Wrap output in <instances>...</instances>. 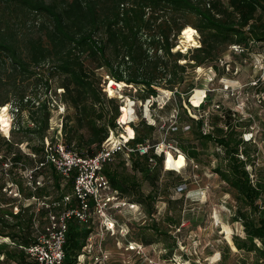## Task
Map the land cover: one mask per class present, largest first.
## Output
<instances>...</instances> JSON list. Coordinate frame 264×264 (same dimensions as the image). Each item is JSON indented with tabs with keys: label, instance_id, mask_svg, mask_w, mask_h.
I'll list each match as a JSON object with an SVG mask.
<instances>
[{
	"label": "trees",
	"instance_id": "1",
	"mask_svg": "<svg viewBox=\"0 0 264 264\" xmlns=\"http://www.w3.org/2000/svg\"><path fill=\"white\" fill-rule=\"evenodd\" d=\"M180 33L183 45H193L185 52L174 50ZM236 44L243 50L230 49ZM257 54L264 58V0H0L3 133L9 128L7 103L13 113L10 137L0 133V237L14 243L0 241V254L5 255L0 264H38L19 245L34 241L49 211L77 204L71 195L74 173L63 178L45 162L36 169L42 185H28L23 177L25 169L45 161V140L55 139L56 132L48 130L56 99L65 107L61 141L77 154L94 156L119 120L126 124V133L120 132L128 138L126 146L149 145L142 154L117 151L101 168L110 188L138 204L145 215L144 220L128 221L125 241L144 247L162 242L166 258L176 251L178 234L184 229L180 223L185 193L173 198L172 192L177 183L184 181L187 186V180L180 172L164 169V161L179 168L187 160L192 171L214 161L212 171L234 202V208L228 204L231 219L242 230L231 236L236 250L231 252L234 246L223 241L212 264H264V163L258 160L256 141L260 130L264 142V125L256 129L254 115L245 117L233 108L238 101L225 106L210 90L199 105H193L195 95L202 94L194 76L197 67L211 66L220 76L224 69L219 61L229 63L226 55L242 61ZM108 80L123 86V95L140 104L157 98L160 90L170 97L161 114L152 113L154 124L139 109L137 122L127 124V105L104 91ZM214 104L219 112L209 109ZM128 112L131 118V106ZM159 128L163 142L178 148L177 157L167 152L163 161L164 153L155 152ZM246 133L252 136L246 139ZM7 181L17 186L20 197L7 194ZM65 195L71 196L67 203ZM33 198L47 206H36ZM160 200L165 207L159 217ZM66 229L62 264H79L77 258L89 235L96 232L97 220L71 217ZM91 259L87 256L80 264H91Z\"/></svg>",
	"mask_w": 264,
	"mask_h": 264
},
{
	"label": "rangeland",
	"instance_id": "2",
	"mask_svg": "<svg viewBox=\"0 0 264 264\" xmlns=\"http://www.w3.org/2000/svg\"><path fill=\"white\" fill-rule=\"evenodd\" d=\"M181 37L182 34L180 33L177 38V45L181 46V51L185 52L187 47H193V45H190L189 43L183 45V43H181ZM194 37L196 38V40H198V34L196 31ZM176 49L177 47L174 50ZM226 60L229 63L224 64L225 62H223V60L219 61V67L223 66L224 69V72L220 76L216 75L214 69L211 66H204L203 68L197 67L194 70V76L195 79H197L202 94L203 92L205 93L207 90H210L213 94H215L214 98L219 97L222 101H224L225 106H232L233 101L234 103L235 101H238V105L235 104L233 105L234 107H232L236 110H239V112H241L245 117L251 114L254 115L256 129L258 126H263V55L257 54L253 56V58L252 56H248L242 61L232 60L230 55H226ZM61 90V88H59V90L57 89V93H60ZM124 90L125 89L123 88V86L113 83V81L112 84H110L109 80L104 88L107 96L120 98V101H122L124 105L126 104L128 106L131 99H129L128 101V97L123 95ZM224 92H226L227 94H225ZM202 94L200 97L198 94H194L196 96L195 103L200 100ZM169 95L170 94L168 91L160 90L157 98H154V100L151 99L152 101L156 102L153 108H150V105H146L144 103L140 104L138 103V101L132 103V120L130 118V113L128 112L129 115H127V120L131 121H127V124L132 121L137 122L138 109L141 111V113L144 112V116L146 115L148 120L152 122V120H154V116H152V113H155L156 115L161 114L159 110H161L160 108L169 99ZM229 95L233 96L234 100L230 99V97H228ZM52 98L56 99L53 95ZM52 102V117L50 120V128L48 130L49 134H52L53 130L59 131L62 116L61 114L65 112V107L58 101V99H56V101L52 100ZM169 102L174 103L175 101L171 99L169 100ZM55 105L56 108H54ZM6 106V117L9 124V133L13 121V113L11 110V104L7 103ZM147 106L149 109L147 108ZM209 109H213L212 111L219 112V110L215 109L214 106ZM175 113L176 112H174L173 110V114L171 115L173 116ZM22 117L24 119H27L25 112L22 113ZM163 120L165 119H162L161 123H163ZM29 124L32 125V123L30 122ZM125 125L126 124L122 122L118 125L116 131H114L116 137L117 135L118 137H126L125 134L120 133H126L127 130H125ZM0 128H3L2 125H0ZM159 129L160 130L158 131L156 136H158V140L159 142H161L163 141V133L161 131L162 128ZM0 133L7 137L6 133H3L1 129ZM9 137L10 133L8 134V138ZM261 138L262 135H260L259 130L256 135V141L258 142V146L260 148V155L258 160L260 163H264V142L261 141ZM21 148L24 151H27L26 148ZM167 151H169L173 157H177L179 155V153L174 154V152H171L167 148L163 147V151L161 152L164 153V159ZM214 163L215 162L213 161L211 162V165L209 164V166H203L199 171H192V166H189L187 160H185L184 164L179 168H170L166 165V161L164 162V169L166 167V170H169L170 168V170L172 169L173 171L180 172L187 180V187L183 192L185 194L181 208L182 219L180 223V225H182L184 229L180 231V234H178V249L176 251H174L168 258H166V249L162 242L154 243L150 246H146L145 248L142 247L141 250L129 249L127 247L129 242L125 241V232L126 228H128L126 224L130 220H144L145 215L143 211H134L129 209L127 210V208H122L121 212H115L114 214L120 223L118 227H123L124 229H120L121 231H117L112 236H104L100 240H98L97 238L95 240L96 244L98 242L110 255V257L107 258V264H194L195 262L202 264H212L215 259L219 257L218 248L224 243L223 241H227L230 245L232 244L234 246L233 241L231 240V236L235 233L241 234L242 227L239 223H236L231 219L233 210L232 207L228 204H231L233 206L234 202L231 194L227 191H224L225 183L219 181V176L212 171ZM193 167L195 168L196 165H193ZM178 184L179 183H177L176 185ZM172 193L173 198L180 197L182 194L181 192L174 193V191ZM40 204L41 200L39 203H36V206H40ZM164 207L165 205L161 200L157 202V216H161L164 211ZM188 219H190V222H188ZM0 241H3L1 237ZM3 242L7 243L6 241ZM131 242L134 243V246H136L137 242ZM231 250V252L235 251V246L234 248H232L231 246ZM230 256V258L234 257L233 254H230ZM92 263L93 260H91V264Z\"/></svg>",
	"mask_w": 264,
	"mask_h": 264
},
{
	"label": "built area",
	"instance_id": "3",
	"mask_svg": "<svg viewBox=\"0 0 264 264\" xmlns=\"http://www.w3.org/2000/svg\"><path fill=\"white\" fill-rule=\"evenodd\" d=\"M230 49L234 52L243 50V48L237 44L231 46ZM262 76H264V72H262ZM204 98L205 93L203 92L199 103L193 105H199ZM151 102V99H147L144 104L151 105ZM132 103H134V101H132ZM213 106L215 109L219 108V105L214 104ZM147 121L150 122L148 118ZM153 121L154 120L150 123L153 124ZM205 127L208 126L206 125ZM55 132L54 140H45V161L39 162L37 164L38 166L35 168L31 167L29 169H25L23 171V177L28 185H42L44 183V181H42V175H36V169L43 166V163L45 162L52 164L57 173L63 178H67L70 174L74 173L71 195L76 199L77 204L75 206L63 208V210L59 212L49 211L47 222L43 225L42 231L37 233L34 241L28 245L19 246L24 249L29 258H33L36 262H38V264H62V260L64 258V242L67 230V220L71 217H75L77 220L82 222H87L89 220L93 222L94 220H97V230L96 232L91 233L87 238L86 245L84 246L82 253L78 256L77 261L81 263L84 261L83 259L85 257L89 256L92 258L91 260H93L92 264H107V258H109L110 255L98 242L96 244V238L100 240L104 236H112L117 231H121L120 229H124L123 227H118L120 223L114 214L115 212H121L122 208L134 211L143 210L138 204L129 202L124 198L119 197V195H117V191L110 188L107 179H105L104 175L101 173V168L105 162L110 161L112 155L117 151L123 150L126 155L127 151L135 150L138 151L139 154H142L147 152L149 145L138 144L136 148H130L129 146H126L128 138H126V140L119 139L118 135L116 137L115 132L111 131L107 139L103 142L102 149L92 157H85L64 146L61 141L60 127L59 131L57 130ZM8 134L9 133L6 134L7 137ZM251 136L252 133H246L244 135L246 139H249ZM163 147L167 148L171 152H174V154L180 153L178 148H174L170 144L164 143L163 141L158 142L155 147V152L157 154L161 153V151H163ZM164 160L165 159H163V161ZM3 166H5V168L9 167L8 162H4ZM247 169L251 170V167L248 165ZM251 176L254 175L252 174ZM186 187V183H179L176 185L175 192H182L186 190ZM4 190L8 191V194L13 197H20L17 186L11 182L7 181V185ZM33 200L36 203L40 202L37 198H33ZM70 200V195H65L63 198L64 203H67ZM41 205L47 206L43 201H41L40 206ZM16 209L17 208H15V210ZM127 232L128 228H126L125 233L127 234ZM1 239L10 245H14L8 237H1ZM127 247L133 250H141L144 246L137 243L136 246H134V243L129 241ZM4 257V253H1L0 260H3Z\"/></svg>",
	"mask_w": 264,
	"mask_h": 264
},
{
	"label": "bare ground",
	"instance_id": "4",
	"mask_svg": "<svg viewBox=\"0 0 264 264\" xmlns=\"http://www.w3.org/2000/svg\"><path fill=\"white\" fill-rule=\"evenodd\" d=\"M197 41H198V40H197ZM198 44H199V42H198ZM198 44H197V45H198ZM176 47H177V49H181L180 47H178V45H176ZM110 84H112V83H110ZM200 99H201V98H200ZM128 101H129V100H128ZM131 101H132V100H131ZM131 101H129V104H128L127 108H126V112H127V113H128V108H129V106H132V102H131ZM199 101H200V100H199ZM199 101H198V102H199ZM198 102H197V103H198ZM194 103H195V102H194ZM197 103H195V104H197ZM6 114H7V113H6ZM127 115H129V113H128ZM127 121H128V120H127ZM123 134H124V133H123ZM126 138H127V136H126V137H119V139H122V140H123V139L126 140ZM167 152H169V151H167ZM167 152H166V153H167ZM179 154H181V153H179Z\"/></svg>",
	"mask_w": 264,
	"mask_h": 264
}]
</instances>
